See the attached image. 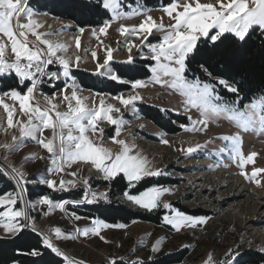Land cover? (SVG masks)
<instances>
[{"label":"snow or ice","instance_id":"6c2138e0","mask_svg":"<svg viewBox=\"0 0 264 264\" xmlns=\"http://www.w3.org/2000/svg\"><path fill=\"white\" fill-rule=\"evenodd\" d=\"M83 8L95 15L109 17L102 20L98 28L92 29V34L98 40L99 36H107L109 28L117 22L118 34L124 38L122 42L117 41V48L100 41L99 46L104 50L102 61L96 49L90 51L91 59L95 62V73L121 84H131L133 90L146 88L149 82L171 89L182 97L184 112L191 113L195 110L199 113L196 120H192L191 115L188 116L192 126L185 128L186 131L202 132L208 128L210 121L221 118L227 120L236 131L231 135L219 137L224 144L215 154H225L237 161L241 169L240 175L260 186V180L256 178L264 173V168L255 167L250 175L244 171L247 164L255 162L254 158L258 154H243L242 133L264 135V93L245 103L237 85L227 79L213 76L205 64H200V69L209 80L199 77L190 79L187 73L193 61L209 54L207 50L198 47V43H206L202 41V37H206L213 43L214 48H218L216 42L223 44L222 37H225V34H231L236 40L244 43L251 39L257 28L264 36V0H169L159 9L162 14L158 18L152 15L153 9L144 6L140 0H129L127 3L126 0H95L94 3L83 4ZM35 16L33 10L28 7V0H0V77L14 75L18 78L16 87L3 94L18 103V110L15 106L4 103L0 97V106L7 114V127L4 132L11 135V142L0 143V149L4 150L3 156L0 157L4 161L0 164V175L15 182V191L0 194V209H3L0 211V230L4 232L5 237L19 238L25 229L31 228L39 236L43 247L61 257L64 264H86L83 260L70 257L54 240H75L77 234L84 237L94 235L107 244L111 241L101 235V231L107 228H125L126 225L108 224L96 218L92 219L91 226L76 227L73 234L66 233L60 227L43 232L37 228L35 218L30 215L28 209L43 205L47 206L49 211L59 209L64 212L69 204H91L101 200L109 202L107 191H93L89 178L80 175V165L94 169L98 178L109 184L118 177L126 180L130 190L135 189L145 178L159 177L165 173L162 169L154 167L147 157L136 152L135 145H130L125 139H119L121 130L128 123L123 119L122 109L131 107L135 111L136 102L143 99L140 92L110 97L111 100L117 101V104L107 102L100 93L94 96L82 95L83 90L73 76V68H79L83 60L79 54L82 47L80 35L72 38L76 49L72 52V43L59 39L58 32L44 31L43 29L51 26L35 19ZM165 17L168 18V23H165ZM134 18H139L140 22L125 23ZM78 31L82 34L85 29L79 28ZM158 33L161 34L158 42L152 43L149 37ZM30 36L33 39H30ZM121 44L127 52V58L116 61L113 53L120 50ZM145 48L148 49L147 54H144ZM133 49L137 50L136 53ZM136 54L154 62L149 65L152 73L149 82L139 79L125 80L122 78L123 74L136 69L114 67V62L133 65ZM54 64L59 66L58 70L50 71L49 66ZM61 79L64 81V87L60 89L59 95H45L39 92V86L45 81ZM51 86L55 87V84L52 83ZM218 86L235 94V99H225L217 90ZM61 104L66 108L65 111H61ZM104 122L115 126V135L110 139L119 147L118 151L106 147L103 143L104 129L100 125ZM45 131H50L51 136H45ZM97 133L100 134L99 142L92 138ZM29 140L42 147L47 156L31 154L24 157V160L47 158L51 163V167L47 169L49 176L59 177L57 180L42 175L38 182L57 192L75 189L79 185L83 188L80 199L57 202L49 195H41L35 203L25 199L27 185L34 181L28 179L23 164L17 167L9 160V155L20 151ZM161 142L169 144L167 139ZM207 143L209 141L180 150L192 154L206 147ZM73 165H77V168L69 171L73 169ZM64 175L72 178L65 179ZM170 192L169 188L151 186L138 191L137 194L126 190L123 196L130 204L145 211L151 212L161 207L171 210L170 214L164 215L163 220L177 232L207 223L210 217L187 215L163 200L164 195ZM72 217L76 221L82 219L75 213H72ZM160 243L158 240L152 246L154 252L159 249ZM27 254L34 257L42 255L39 248H33ZM239 256L237 249L230 248L220 264H239ZM107 264H123V258L109 257ZM131 264L143 262L135 260ZM204 264L216 262L212 255H208Z\"/></svg>","mask_w":264,"mask_h":264},{"label":"rangeland","instance_id":"374dc122","mask_svg":"<svg viewBox=\"0 0 264 264\" xmlns=\"http://www.w3.org/2000/svg\"><path fill=\"white\" fill-rule=\"evenodd\" d=\"M127 2L129 0H126ZM160 8L153 9L152 15L154 17L158 18L162 14L159 10ZM33 12L36 14L35 19L51 26V28L46 27L43 29L44 31L58 32L60 34L59 39L73 44L72 52L76 51L72 38L80 35L82 47L79 54L83 57V60L79 68L73 69L95 73V62L91 59L90 51L96 49L98 57L102 61L104 50L103 47L99 46L100 41L117 48V41L122 42L124 39L118 34V22L112 24L107 36H99L98 40L92 34V29L94 28H84L85 31L80 34L79 29L73 28V23L70 21L54 18L35 10ZM139 22V18L125 21L127 24H138ZM168 22V18L165 17V23ZM160 35L158 33L150 36L149 40L152 43H156ZM29 38L33 39L31 36ZM133 51L136 53L137 50L133 49ZM143 51L144 54H147L148 49L145 48ZM8 55H11L10 52ZM113 56L116 61L127 58V52L122 44L120 45V50L114 52ZM135 58H142V56L141 54H136ZM58 67V65L54 64L49 66V70L57 71ZM151 75L150 71V75L141 80L149 82ZM56 82L60 83L58 87L56 85L55 87L51 86L54 81H45L39 86V92L45 95H52L53 93L59 95L60 89L64 87V81L61 79ZM128 85V90L116 95L123 94L127 96L139 91L143 99L136 102L135 111L131 107L122 109L123 119L128 123L121 130L119 139H125L130 145H135L136 152L147 157L154 167L164 171L165 174L159 177L171 180L168 184L158 185L171 189L170 193L164 195L163 200L171 203L174 209L182 212H184L182 207L188 210H197L193 216H207L210 219L206 224L197 226L194 229L184 228L177 232L163 220L164 215L170 214L171 210H165L161 207L153 210L163 211L161 224L135 221L126 225L125 228L103 229L101 235H104L111 243L106 244L94 235L84 237L79 234H77V239L75 240L60 239L55 241L65 249L70 257L83 260L86 264H107L109 257H122L123 262L126 263L141 260L143 264H146V262L162 255L175 253L183 249H186L185 257L177 264H204L208 255H212L216 264H220L226 258V253L230 248L237 249L239 253L243 249H250L264 254V173L259 174L256 178L260 180V186H258L255 182L240 175L241 169L238 167L237 161L225 154H215L218 153V150L224 144L219 137L235 133L236 128L227 120L221 118L210 121L205 131H186L185 128H191L192 126L188 116L191 115L192 120H196L199 118V113L195 110H192L191 113L184 112L182 97L171 89L150 82L148 87L138 90H133L131 84ZM82 90V95L84 96H94L96 94L84 88ZM4 93L0 92V97L3 98L4 103L15 106L18 110V103L4 96ZM102 95H104L107 102L118 103L110 99V97L116 95ZM224 97L228 100L235 99ZM146 106L158 109L169 120L170 129L153 122L145 116L142 111L145 110ZM65 110L66 108L61 104V111ZM6 120L7 114L3 107L0 106V143L11 142V135L4 132L7 127ZM145 123L151 129H146ZM181 125L184 127H181ZM100 126L104 129V145L114 151H118L119 147L113 144L110 139V137L115 135V126L106 122ZM16 134L18 135V132ZM44 135L50 137L51 132L45 131ZM99 136L100 134L97 133L92 138L99 142ZM163 139H167L169 144H163L161 142ZM206 141H209L206 147L195 153L187 154L185 151L180 150L195 146L197 143L205 144ZM242 152L245 156L252 152L258 154L254 158L255 162L247 164L244 168V171L249 173V175L255 167L264 168V135L252 132L242 133ZM3 154L4 150L0 149V157ZM31 154L47 156L46 151L31 140L26 141L20 151L9 155V160L17 167L23 164L24 171L28 173V179L34 181L28 185L46 187L38 182L42 175L52 179H59L56 175L49 176L47 169L51 167V163L47 158L42 160H24V157ZM3 163L4 161L0 159V164ZM76 168L77 165H73V169H69V171ZM79 168L80 175L89 178L93 191H105L102 186H92L94 181L103 180L98 178V174L94 169H90L87 165H80ZM64 178L69 179L72 177L64 175ZM11 182L15 189V182L13 180ZM77 188L83 189L79 185ZM25 199L28 200L26 194ZM38 199L36 198L32 202L35 203ZM119 200L127 206L139 209L130 204L123 195L119 197ZM2 210L0 209V211ZM28 210L30 215L35 218L36 226L43 232H47L50 228L60 227L66 233L73 234V224L79 228L91 226V221L83 219L76 221L72 214L67 211L72 220L71 222L65 218L59 209L49 211L47 206L37 205L30 207ZM45 213L48 214L45 215ZM0 236H5L2 230H0ZM158 240L161 243L159 249L154 252L152 246Z\"/></svg>","mask_w":264,"mask_h":264},{"label":"trees","instance_id":"16d2710c","mask_svg":"<svg viewBox=\"0 0 264 264\" xmlns=\"http://www.w3.org/2000/svg\"><path fill=\"white\" fill-rule=\"evenodd\" d=\"M95 0H29L28 7L33 10L46 13L51 17L58 18L73 23V28H95L99 27L102 20L109 18L107 15L99 16L93 14L88 9L83 8V4ZM140 2L151 9L160 8L166 5L169 0H140ZM206 43H198V47L208 51L207 56L199 57L190 64V70L187 73L189 78L199 77L202 80L209 78L200 69V64H205L212 72L213 76L227 79L240 88V96L243 101L249 102L253 97L264 93V36L257 28L252 34L251 39L247 42L236 40L231 34H225L222 37L223 44L217 41L218 48H214L213 43L207 38H201ZM151 60L144 58H135L133 65H124L114 62L117 69L134 68L136 71H128L123 74V79H145L150 75L149 65ZM73 76L81 88L100 94L116 95L129 89L128 84H121L112 81L104 76L73 69ZM18 78L14 75L0 77V92L4 93L10 88L16 87ZM58 87L60 83L54 81ZM218 91L227 98H235V94L228 92L222 86H218ZM153 122L170 129L169 120L166 119L158 109L145 107L142 111ZM171 180L163 177L145 178L135 189L127 188V181L119 177L111 184L105 180H96L92 186H102L108 192L110 201H99L94 203H82L79 205L69 204L66 211L92 220L101 219L108 224L121 223L128 225L135 221H145L152 224H161L163 211H145L127 206L119 200L124 191H131L137 194L147 187L158 186L170 183ZM15 191L11 180L0 175V194ZM28 200L32 201L41 195H49L54 201L76 200L80 199L83 189H71L68 191L57 192L41 185H27L25 193ZM184 212L195 215L197 210H188L182 207ZM5 237V236H0ZM33 248H39L42 255H28ZM186 249L175 253L162 255L146 264H177L183 260ZM239 264H261L264 263V254L255 250L243 249L238 257ZM64 264L61 257L56 256L49 249L43 247L40 243L39 236L30 229H25L23 235L19 238L5 237L0 239V264ZM123 264H131L123 262Z\"/></svg>","mask_w":264,"mask_h":264},{"label":"bare ground","instance_id":"6f19581e","mask_svg":"<svg viewBox=\"0 0 264 264\" xmlns=\"http://www.w3.org/2000/svg\"><path fill=\"white\" fill-rule=\"evenodd\" d=\"M156 12V11H155ZM157 13V12H156ZM145 127H146V129H151V127L147 124V123H145ZM62 214H63V212H62ZM64 215V214H63ZM65 216V215H64ZM65 218L69 221V219L65 216ZM73 224V223H72ZM72 227L75 229L76 227H75V225L73 224L72 225Z\"/></svg>","mask_w":264,"mask_h":264},{"label":"built area","instance_id":"2783aa9c","mask_svg":"<svg viewBox=\"0 0 264 264\" xmlns=\"http://www.w3.org/2000/svg\"><path fill=\"white\" fill-rule=\"evenodd\" d=\"M81 204H82V203H81ZM37 228H38V227H37ZM28 229H31V228H28ZM38 229H39V228H38ZM40 230H41V229H40ZM41 231H42V230H41ZM54 242L57 244L58 247H60L64 252H66L65 249H63L62 246H60L55 240H54Z\"/></svg>","mask_w":264,"mask_h":264},{"label":"water","instance_id":"95a60500","mask_svg":"<svg viewBox=\"0 0 264 264\" xmlns=\"http://www.w3.org/2000/svg\"><path fill=\"white\" fill-rule=\"evenodd\" d=\"M63 214L69 219L70 222L72 221L71 218L69 217V215L67 214L66 211H64ZM30 230H31V229H30Z\"/></svg>","mask_w":264,"mask_h":264},{"label":"crops","instance_id":"0c3cea01","mask_svg":"<svg viewBox=\"0 0 264 264\" xmlns=\"http://www.w3.org/2000/svg\"><path fill=\"white\" fill-rule=\"evenodd\" d=\"M82 219H83V220H87V221H92V220H89V219H86V218H83V217H82Z\"/></svg>","mask_w":264,"mask_h":264}]
</instances>
